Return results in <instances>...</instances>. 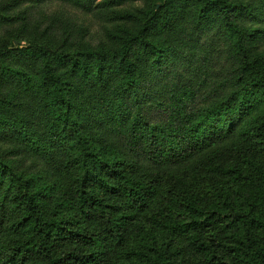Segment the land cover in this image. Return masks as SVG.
I'll return each mask as SVG.
<instances>
[{"label": "trees", "instance_id": "obj_1", "mask_svg": "<svg viewBox=\"0 0 264 264\" xmlns=\"http://www.w3.org/2000/svg\"><path fill=\"white\" fill-rule=\"evenodd\" d=\"M24 1L0 4V20ZM65 1L99 14L96 35L92 24L57 12L27 50L46 60L45 110L75 141L55 144L52 126L35 136L34 111L22 132L0 142V264H264V46L249 53L248 26L239 23L245 10L264 35V0H198L193 13L173 8L174 27L191 14L200 24L221 16L238 52L236 67L203 72L177 91L154 77L170 46L153 37L146 11L132 15L129 0ZM55 20L80 32L83 44L54 45ZM31 30L20 24L16 35ZM27 71L15 68L19 83L37 88ZM133 90L146 91V111L125 106ZM114 111L118 130L98 121ZM17 112L1 123L20 125ZM21 142L61 169L60 185L7 162L20 157ZM51 198L69 217L49 209Z\"/></svg>", "mask_w": 264, "mask_h": 264}, {"label": "rangeland", "instance_id": "obj_2", "mask_svg": "<svg viewBox=\"0 0 264 264\" xmlns=\"http://www.w3.org/2000/svg\"><path fill=\"white\" fill-rule=\"evenodd\" d=\"M6 1L0 0V4ZM35 1L38 0H34L33 2L27 0L20 3L16 10L10 12L9 17L11 18L8 19L9 21L0 20V142H5L7 138L13 136L15 134L14 130L22 132L21 125L26 122L30 114L36 111L34 120L38 124L36 127L39 126L41 131H35L34 135L40 136L41 133H44L46 130L48 131L52 126V128L54 127L53 133H55L54 143L60 147H69L75 141L74 136L66 128L62 129L60 124H53V119L51 118L53 114L45 110L46 102L43 91L39 90L40 84L46 80L47 76L46 72L48 67L45 66L46 60L38 57V54H35L34 50H27L31 49V46L27 47V45L34 39L41 41L40 35H44L43 30L49 23L48 19H51V16L57 12L63 11L66 17H77L78 23H82L83 25L92 24L89 28V33L92 35H96L95 29L98 28L96 22L100 16L94 12L89 15L83 14L76 7L67 4L65 0ZM249 1L246 0V2ZM198 2V0H173L171 8L170 6H162L165 0H129L125 3V6L129 10H133L131 12L132 15L138 11H146V20L148 26L153 28V37L160 46H170L169 51L158 59V65L153 71L154 77L163 75L171 81L169 84L174 85V87H166V91L169 89L177 91L199 82L203 72L218 74L220 70L225 72L232 67H236V64L233 63L238 56L236 45L233 42L228 28L223 24L221 16H212L209 20L200 24L191 14L190 17L180 21L178 27L171 25L173 22V20H170V17H173L171 12L175 6L179 10V13H193L194 6ZM228 2L236 5L235 3L241 1L228 0ZM237 5L239 4L237 3ZM1 14L3 13L0 8ZM248 16V12L243 10L239 23L242 28L245 25L248 26L247 36L244 41L245 47L251 53L255 49L261 48L260 46H264V35L257 30L259 28L257 24L251 25V22H247ZM178 18L179 15L176 19ZM129 21L131 22V20ZM54 23L55 25L53 24L51 26L54 45H59L58 43H69V46L74 49L75 46L72 45L78 40L80 32L72 28H70L72 31H68L62 21L55 20ZM20 24L32 29L23 36L25 39L16 35V30H18ZM15 37L20 38L21 41ZM92 42L93 45L99 43L97 40ZM79 44L83 43L81 42ZM79 44L76 43L78 46ZM7 48L9 49L8 52H6ZM45 52L49 53L48 51ZM40 54L44 55V52H40ZM7 66L10 67V71ZM19 67L26 68L28 70L27 72H30L34 76L32 78L37 83L38 89L35 87L34 89L22 88L24 87L23 82L19 83L21 77L15 73V68ZM144 75H146V72ZM114 88L115 86H112L111 91ZM156 91L157 88L153 90V93H156ZM124 103L126 107L129 106L133 109L140 107V109L146 111V91L133 90L128 92ZM258 108L259 106L256 109ZM16 110L18 112L14 118L20 125L17 123L10 124L12 122L11 118L1 123L8 111ZM163 112H166V110L164 109ZM118 114L117 111H114L113 114L108 116L99 115L98 121L100 123L108 122L113 129L118 130L120 129L119 125H112L116 121L117 123L119 122L117 118ZM91 132L87 133L95 137ZM25 144L27 143L21 142L17 144L19 149H23L20 157L15 159L9 157L7 162L26 174L31 173L37 180L44 182L54 181L60 185L62 181L61 169L58 166L48 167L40 156L36 154L31 155L29 148ZM48 206L49 209L60 210L66 217H69L68 211H64L57 200L51 198Z\"/></svg>", "mask_w": 264, "mask_h": 264}]
</instances>
